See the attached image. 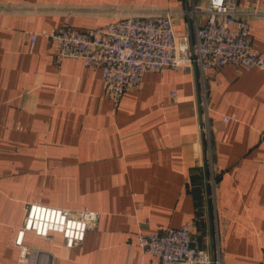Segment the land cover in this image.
<instances>
[{
	"label": "crops",
	"instance_id": "crops-1",
	"mask_svg": "<svg viewBox=\"0 0 264 264\" xmlns=\"http://www.w3.org/2000/svg\"><path fill=\"white\" fill-rule=\"evenodd\" d=\"M238 3L256 13L253 46L264 57V4ZM207 4L0 0V264H160L137 235L191 222L194 244L210 255L214 246L216 264H264V69L149 72L115 106L101 69L59 58L44 37L30 48L33 33L160 10L173 11L177 33L194 42L196 21L182 12ZM29 203L100 218L73 249L59 234L28 233L24 261L15 240Z\"/></svg>",
	"mask_w": 264,
	"mask_h": 264
},
{
	"label": "built area",
	"instance_id": "built-area-1",
	"mask_svg": "<svg viewBox=\"0 0 264 264\" xmlns=\"http://www.w3.org/2000/svg\"><path fill=\"white\" fill-rule=\"evenodd\" d=\"M253 9L264 0H252ZM194 18L195 41L175 29L174 12L160 10L133 14L102 28L79 30L69 25L51 31L30 34L34 50L40 37L58 50V57L80 59L91 69H101L105 95L115 106L123 96L139 89L149 72L219 70L228 65L250 70L264 69V57L253 46L251 20L255 11L241 10L238 0H208L205 8L182 12ZM204 15L205 23L198 24ZM175 97V94H173ZM100 213L88 209L72 212L56 207L29 203L15 244L21 247V259L30 251L24 245L28 233L49 239L59 234L68 249L82 244L90 230L97 227ZM194 223L162 232L138 234L139 247L160 264H212L209 252L193 242Z\"/></svg>",
	"mask_w": 264,
	"mask_h": 264
},
{
	"label": "water",
	"instance_id": "water-1",
	"mask_svg": "<svg viewBox=\"0 0 264 264\" xmlns=\"http://www.w3.org/2000/svg\"><path fill=\"white\" fill-rule=\"evenodd\" d=\"M202 140H203L204 156H205L206 145H205V135H204V133H202ZM204 170H205L206 192H207V196L209 198L210 197V187H209V176H208V162H207L206 157L204 158ZM209 214H210V206H209ZM213 234H214L213 233V228L211 227V238H212V240H214ZM211 258H212V264H216L214 246L212 248Z\"/></svg>",
	"mask_w": 264,
	"mask_h": 264
},
{
	"label": "rangeland",
	"instance_id": "rangeland-1",
	"mask_svg": "<svg viewBox=\"0 0 264 264\" xmlns=\"http://www.w3.org/2000/svg\"><path fill=\"white\" fill-rule=\"evenodd\" d=\"M208 133H210V126L207 124V126H205V141L207 142L209 139H208V136H209V134ZM206 145H207V143H206ZM207 161H208V163H209V160H210V156H209V154L207 155Z\"/></svg>",
	"mask_w": 264,
	"mask_h": 264
}]
</instances>
